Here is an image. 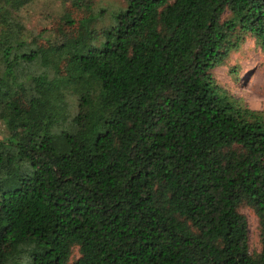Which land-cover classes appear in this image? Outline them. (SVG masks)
<instances>
[{
  "label": "trees",
  "instance_id": "trees-1",
  "mask_svg": "<svg viewBox=\"0 0 264 264\" xmlns=\"http://www.w3.org/2000/svg\"><path fill=\"white\" fill-rule=\"evenodd\" d=\"M22 3H0V264H264V110L211 72L264 49V0H125L46 46Z\"/></svg>",
  "mask_w": 264,
  "mask_h": 264
},
{
  "label": "rangeland",
  "instance_id": "rangeland-1",
  "mask_svg": "<svg viewBox=\"0 0 264 264\" xmlns=\"http://www.w3.org/2000/svg\"><path fill=\"white\" fill-rule=\"evenodd\" d=\"M21 1L24 3L13 12L25 26L27 39L37 46L85 37L88 34L83 22L85 19H90V26L99 30L110 25L112 13L125 4V0H93L92 8H79L75 0ZM99 41L97 38L92 43ZM58 61L59 69L65 71L69 57L61 54ZM211 72L221 86L232 95L241 97L248 107L264 110V49L254 37L247 35L241 46L230 52L224 62ZM3 129L0 121V139L5 135ZM239 210L247 221L249 252L255 254L260 249L258 218L248 206L241 205ZM77 255V248H74L72 257Z\"/></svg>",
  "mask_w": 264,
  "mask_h": 264
}]
</instances>
